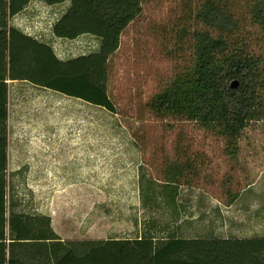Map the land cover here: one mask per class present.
I'll return each instance as SVG.
<instances>
[{"label": "rangeland", "instance_id": "374dc122", "mask_svg": "<svg viewBox=\"0 0 264 264\" xmlns=\"http://www.w3.org/2000/svg\"><path fill=\"white\" fill-rule=\"evenodd\" d=\"M205 1L142 0V13L123 32L109 63L116 112L32 84H11L7 176L20 210L50 215L63 240L132 238L152 219L182 236H202L218 223L214 206L223 211L227 229L235 223L242 224L234 226L241 236L264 234V218L253 219V210L264 207V84L259 117L236 138L156 105L157 95L190 64L191 33ZM213 1L233 17L235 28L225 34L230 48L254 55L264 80V0ZM69 4H59L60 16ZM97 39L81 36L53 47L68 59L97 50ZM174 161L184 167V208L175 221L162 199L144 206L140 179L144 173L165 182ZM244 203L249 217L240 209Z\"/></svg>", "mask_w": 264, "mask_h": 264}, {"label": "trees", "instance_id": "16d2710c", "mask_svg": "<svg viewBox=\"0 0 264 264\" xmlns=\"http://www.w3.org/2000/svg\"><path fill=\"white\" fill-rule=\"evenodd\" d=\"M30 1L0 0V264H264V234L188 238L152 219L132 238L63 240L50 215L19 209L7 176L8 79L28 81L116 112L108 93L110 59L123 32L143 10L142 0H68L66 11L53 25L54 35L75 39L93 34L101 41L94 52L61 59L51 44L10 24ZM44 1L55 5L67 0ZM196 18L200 25L191 33L190 64L157 95L156 105L159 111L185 116L207 131L236 138L259 117L264 84L259 60L230 48L225 34L235 23L215 1H205ZM168 168L165 182L142 174L141 199L144 206L162 199L175 221L184 167L174 161Z\"/></svg>", "mask_w": 264, "mask_h": 264}, {"label": "crops", "instance_id": "0c3cea01", "mask_svg": "<svg viewBox=\"0 0 264 264\" xmlns=\"http://www.w3.org/2000/svg\"><path fill=\"white\" fill-rule=\"evenodd\" d=\"M66 2L68 3L69 1L67 0ZM59 4H61V3H59ZM59 4L50 5V4H47L44 0H31L30 3L24 8L23 11L16 14L15 16H13L10 19V24L16 28L21 29L22 31H24L28 35H32L36 39L44 41L47 44H51L52 46H53V44L64 46L67 44V41H72V40L78 39L81 36H85L87 41L96 40L98 38L95 35L92 36L89 34H83V35H81L75 39L56 37L53 33V25L61 17L60 16V12H61L60 8L63 7L62 5H59ZM38 16H39V18H43V20L37 21ZM97 40L99 41V39H97ZM8 83H9V96H10L11 84H17V83L32 84L31 82H28V81L10 80V79H8ZM32 85L35 87H40V88L45 89V90H49V89H46L44 87L37 86L35 84H32ZM252 190L249 191V193L255 194V191L253 192ZM244 199H246V198H244V196H243V200ZM207 201L211 202L209 200V198H207ZM179 203H180V199H179ZM179 203H178L177 211H178V209H179V211H180V209L182 211V208L179 205ZM213 208L216 210V218L218 220V223L217 224L212 223V225H214V226L210 227V229L208 228L205 233H202L204 235H202V236H199V235L198 236H189L188 238L212 237V236L228 237V236H232V235L241 236L238 233L239 230L236 232V229L234 228V226L240 227V226H242V224H235L234 223L233 226H230L229 229H227L228 227L224 226V224H225L224 218H226V217L223 215L224 214L223 211L221 209L215 207V206ZM249 208L250 207L248 205H245V203H244L243 207L240 206V209L243 210L242 213H245V215H247V217H249V215H248L249 212L252 211ZM183 210H185V209H183ZM179 211L177 214L178 215L180 214L182 216L181 211L180 212ZM263 211H264V207L260 208V211H259V209L253 210V212H254V214H253L254 218L253 219H255V217H259V218L263 219L264 218V212ZM209 213H210V211H208V210L207 211H201V214H200L201 219L205 220L207 214L209 215ZM251 216H252V214L250 215V217ZM205 222L208 223V221H205ZM253 222H254V220H253ZM243 225H244V223H243Z\"/></svg>", "mask_w": 264, "mask_h": 264}, {"label": "water", "instance_id": "95a60500", "mask_svg": "<svg viewBox=\"0 0 264 264\" xmlns=\"http://www.w3.org/2000/svg\"><path fill=\"white\" fill-rule=\"evenodd\" d=\"M237 84V81H235V83L233 84V86H235Z\"/></svg>", "mask_w": 264, "mask_h": 264}]
</instances>
